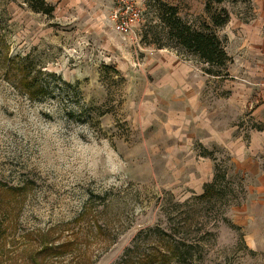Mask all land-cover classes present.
Masks as SVG:
<instances>
[{"label":"rangeland","instance_id":"374dc122","mask_svg":"<svg viewBox=\"0 0 264 264\" xmlns=\"http://www.w3.org/2000/svg\"><path fill=\"white\" fill-rule=\"evenodd\" d=\"M48 1L52 15L0 0V83L14 90L10 107L59 102L110 142L124 168L109 186L98 158L94 176L71 183L41 168L30 141L0 150V264H40L32 240L70 239L72 254L59 264H114L164 208L176 209L171 196L185 202L203 192L216 164L233 195L221 217L206 213L212 234L190 264H264V0H226L210 11L206 0ZM170 7L193 29L213 27L231 59L223 76L168 37ZM223 10L229 23L213 26ZM9 67L30 71L31 89L46 92L26 93Z\"/></svg>","mask_w":264,"mask_h":264},{"label":"trees","instance_id":"16d2710c","mask_svg":"<svg viewBox=\"0 0 264 264\" xmlns=\"http://www.w3.org/2000/svg\"><path fill=\"white\" fill-rule=\"evenodd\" d=\"M226 0H206V9L210 11L211 4H222ZM29 8L37 13L52 15L55 7L48 0H25ZM168 13L162 15V22L168 25V37L176 41V46L183 51L194 55L209 67L206 69L208 74L214 76H223L221 73L230 57L225 50V43L216 35L210 25H204L203 30L193 29L191 26L183 23L177 16L176 9L170 7ZM213 26L223 27L230 21L229 13L223 10L220 15H214L211 18ZM20 63H25L28 58L19 59ZM23 67V66H22ZM12 73L10 67L7 74L18 82L19 87L26 93H34L40 97V94L46 92L43 84H39L37 89H31L32 83L37 82L34 77L30 81V71L22 70ZM18 72V73H17ZM264 130L263 128L259 129ZM207 150L201 154L209 158ZM228 173L222 172L220 165L216 164L213 181L207 183L203 194L193 195L185 202L175 201L170 197V202L174 203L176 209H163V220L158 224L147 229L141 230L132 240L120 258L114 264H172L173 262L181 264H190L194 260V254L199 252L201 242L211 233L209 221L206 220V213H212L221 217L225 212L224 208L233 195L231 182L228 181ZM228 192L224 194V190ZM226 195V197H224ZM229 196V197H228ZM199 207L200 209H196ZM192 212V218L185 217L187 213ZM183 216V221L175 222L173 217ZM195 217V218H194ZM194 218V219H193ZM193 230L194 227H198ZM150 241L149 247L152 251L143 247V243ZM39 242V241H38ZM32 240V253L36 250L37 256L41 257L40 264H59L58 260L66 255L72 254L73 242L67 240L53 245H42ZM36 243V244H35ZM35 244V245H34ZM35 254V253H34ZM198 254V253H197ZM31 255V254H30ZM199 258V257H198Z\"/></svg>","mask_w":264,"mask_h":264},{"label":"clouds","instance_id":"9594fccd","mask_svg":"<svg viewBox=\"0 0 264 264\" xmlns=\"http://www.w3.org/2000/svg\"><path fill=\"white\" fill-rule=\"evenodd\" d=\"M13 93L10 84L0 83V150L7 149L17 139L30 141V146L39 150L41 168L71 183L84 175L94 176L99 170L98 158H103L108 185L118 184L124 165L116 163L118 154L89 122L69 119L59 102L26 101L18 108H11ZM5 109L14 114L7 115ZM68 111L75 112L74 109Z\"/></svg>","mask_w":264,"mask_h":264},{"label":"crops","instance_id":"0c3cea01","mask_svg":"<svg viewBox=\"0 0 264 264\" xmlns=\"http://www.w3.org/2000/svg\"><path fill=\"white\" fill-rule=\"evenodd\" d=\"M264 131V130H263ZM200 155V157H202V158H205V159H207L208 157H206V156H203L202 154H199ZM203 192H204V190H203ZM203 192H199V194H197V195H200V194H203ZM194 195H196V194H194Z\"/></svg>","mask_w":264,"mask_h":264}]
</instances>
